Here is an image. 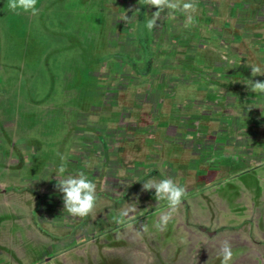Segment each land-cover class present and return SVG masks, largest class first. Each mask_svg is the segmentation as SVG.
<instances>
[{
	"label": "rangeland",
	"instance_id": "1",
	"mask_svg": "<svg viewBox=\"0 0 264 264\" xmlns=\"http://www.w3.org/2000/svg\"><path fill=\"white\" fill-rule=\"evenodd\" d=\"M202 1L192 31L184 28L185 17L172 19L166 10L160 18L167 25H158L153 36L145 24L156 9L139 0H38V16L17 15L8 0H0V264H221L225 240L232 246L230 264H264V94L245 84L264 81L252 77L248 67L264 69V0ZM234 2L239 3L235 11ZM225 22L233 28L218 39L213 25ZM172 38L206 46L185 52L170 45ZM198 55L206 62L201 68L193 61ZM180 58L183 74L203 77L197 82L203 89L252 97L241 104V139L225 143L221 152L194 156L175 143L163 144L174 152L165 157L171 160V178L178 182L186 174L190 181L178 182L190 190L165 231L154 225L167 202L157 201L154 189L142 190L146 180L165 179L164 163L143 172L140 181L133 178L135 191L120 202L100 192L99 178L94 215L73 217L59 209L57 153L67 156L65 176L81 159L78 147L89 154L92 147L79 131L89 119L84 115L109 112L112 84L120 85L117 90L123 86L114 72H129L130 64L135 74L149 61L170 73ZM219 72L225 74L216 83ZM137 86L138 81L129 87ZM119 106L122 113L133 107L129 101ZM119 114L112 112L110 119ZM140 144L117 143L119 158L133 163L130 152ZM100 159L91 154L83 169L87 176L95 163L104 164ZM130 209L135 211L128 223L114 222Z\"/></svg>",
	"mask_w": 264,
	"mask_h": 264
},
{
	"label": "flooded vegetation",
	"instance_id": "2",
	"mask_svg": "<svg viewBox=\"0 0 264 264\" xmlns=\"http://www.w3.org/2000/svg\"><path fill=\"white\" fill-rule=\"evenodd\" d=\"M202 3L207 4L208 0H204ZM233 5L235 11L239 3L236 5L234 2L231 6ZM231 13H233L232 17H234V12L232 11ZM176 16L184 19V15L180 13H177ZM208 20V16L204 17L203 23L207 24ZM162 23L166 27V21L161 18L157 26H161ZM226 28L232 29L233 26L228 25L227 22L223 26L214 24L211 31L219 39L223 34H226ZM190 30L192 31V28ZM233 35L236 41V33ZM153 36H156L155 30ZM178 39L172 38L173 42L170 43L177 50L186 52L193 47L190 50L195 52L203 50L201 47L206 46L205 43L195 44L190 42V40L180 41ZM144 51H148V47L145 45ZM138 53H141V51ZM132 54L134 55V52ZM132 54L130 53V55ZM188 55L191 54L188 52ZM177 61L179 66H174L170 73L158 71L155 69L156 66L149 65V61H147L148 63L146 62L144 70L135 74L133 73L136 69L130 64L128 66L129 72H125V69L124 71L114 72L117 77V83L121 82L125 87L122 86V90H117L120 85L112 84V92L108 95L111 98L107 104L108 113L84 115L89 119L83 122L81 126L84 129L79 132L86 135H84V138H87L85 140L92 148L88 154V149L78 147L79 152L77 153L82 154L81 159L78 161L76 168L73 171L71 170L72 173L70 171L67 174L75 175L81 171L84 172L83 169L88 165L91 154H94L98 159L105 158L104 161L102 160L104 164H94V167L91 168V176H88V178L93 182L101 178L103 185L100 192L112 193L115 195L116 201L120 202L124 198H128L130 190L135 191L136 181L133 182V178H138L140 181L143 179V172L145 173L146 170L153 172V169L158 164L164 163L166 165V168H163L166 175L165 178L175 177L169 164L171 160L165 158L174 156V152H168L166 148H163V144L175 143L182 148H186L194 156L200 155L205 151L221 152L226 147L225 143L228 142L227 144H230L232 140L241 139L242 129L241 121L239 120L241 104L245 100H252V97H248L249 99L247 97L243 98L240 91L225 93L218 89L213 91L205 90L197 83L201 84L200 78L203 77L200 74L191 76L187 72L183 74L184 70L180 69V67L184 66V59L180 58ZM193 61L197 68L203 67L206 63L204 58H199V55ZM222 63L224 62L222 61ZM151 67L153 68V73H151ZM187 70L189 71V68L185 71ZM223 74L225 72L218 73V78L215 80L216 83L223 78ZM212 76L215 75L209 76L208 79L214 82L215 78ZM127 79H129L130 85H126L125 80L127 81ZM193 80L199 81L194 82ZM136 81H138V86L131 89L132 84ZM112 82L114 81L112 80ZM120 96L122 101L132 102L133 107L130 111L120 112L121 107L119 104L122 102L120 101ZM110 110L120 113L116 119H110L112 117ZM100 116H106L108 118L107 121H97ZM225 116H228V118H222ZM130 139L135 143H141L137 150L133 149L130 152L131 158L134 160L133 163L123 162L119 158V146H116L117 143L130 141ZM179 171L181 170L179 169ZM178 179V182H182L184 185L187 181L190 182L186 174L179 176ZM185 188L188 193L190 187L186 186ZM60 196H63V194L61 193ZM57 203L59 209L63 210V197L57 200ZM186 222H188V219H186ZM198 226L201 230H206L203 225L198 224ZM206 232L208 234L213 233L207 230Z\"/></svg>",
	"mask_w": 264,
	"mask_h": 264
},
{
	"label": "clouds",
	"instance_id": "3",
	"mask_svg": "<svg viewBox=\"0 0 264 264\" xmlns=\"http://www.w3.org/2000/svg\"><path fill=\"white\" fill-rule=\"evenodd\" d=\"M199 0H139L141 5H147L149 8L154 7L156 10L152 13V17L146 21L145 27L151 32L158 24L161 13L168 11L169 17L174 19L177 13L184 15V28L190 29L196 23V13L198 12ZM38 0H8V9L20 15L22 13L31 16H38L40 9L37 7ZM126 23L129 17L125 14L122 18ZM251 76H264V69L258 65H249ZM252 93L264 94V81L250 80L245 83ZM61 161L58 173L59 182L56 188L63 194L64 210L73 217L85 218L94 215L97 208V185L84 172L72 175L64 174L67 172V156L57 153ZM154 189L155 199L157 201H166L168 210L161 214L158 221L154 225L157 230L165 231L169 223L173 220L174 214L179 211L182 202L187 197L185 187L179 185L172 178H165L159 181L146 180L142 184L143 191H152ZM135 209L124 210L114 222L118 225H125L130 219L129 213ZM147 231V227L144 228ZM220 255L222 257L221 264H230L233 258L232 246L228 240L221 243Z\"/></svg>",
	"mask_w": 264,
	"mask_h": 264
},
{
	"label": "crops",
	"instance_id": "4",
	"mask_svg": "<svg viewBox=\"0 0 264 264\" xmlns=\"http://www.w3.org/2000/svg\"><path fill=\"white\" fill-rule=\"evenodd\" d=\"M244 80H248V78H243ZM224 80H225V82L227 81V82H229V80L227 79V78H224ZM241 83H242V81H241Z\"/></svg>",
	"mask_w": 264,
	"mask_h": 264
},
{
	"label": "trees",
	"instance_id": "5",
	"mask_svg": "<svg viewBox=\"0 0 264 264\" xmlns=\"http://www.w3.org/2000/svg\"><path fill=\"white\" fill-rule=\"evenodd\" d=\"M259 1H261V0H259Z\"/></svg>",
	"mask_w": 264,
	"mask_h": 264
}]
</instances>
